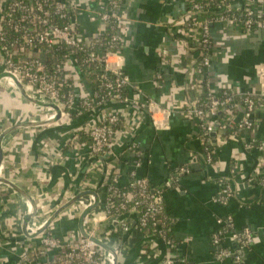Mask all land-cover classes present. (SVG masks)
Returning a JSON list of instances; mask_svg holds the SVG:
<instances>
[{"label":"crops","instance_id":"crops-1","mask_svg":"<svg viewBox=\"0 0 264 264\" xmlns=\"http://www.w3.org/2000/svg\"><path fill=\"white\" fill-rule=\"evenodd\" d=\"M5 1L0 0V32ZM64 1L71 3L76 30L88 40L106 30L101 19L106 0ZM187 7L185 0H122L121 43L111 62L130 78L129 103L107 110L121 115L133 128L121 134L109 157L90 154V139L79 134L80 127L73 124L80 118L74 120L71 114L47 125L31 124L46 120L51 111L27 99L16 85L2 78L1 175L35 200L33 219L44 221L85 188L99 190L103 201L106 168L119 164L123 181L135 168L138 177H146L152 188L162 190L172 220V240L138 230L135 213L127 216L128 232L107 221L99 233L111 246H119L120 264H264V184L258 177L252 179L257 170L264 172L258 146V140L264 138V29L242 32L222 23L211 26V65L203 77L216 92L226 88L251 92L263 105L254 112V129L247 131L236 128V120L245 110L242 103H236L228 122H220L228 110L219 112L216 135L211 134L216 160L208 163L199 139V123L189 111L202 95L193 71L199 53L180 23ZM2 54L0 48V73L4 68ZM77 61L78 56L71 52L66 59V79L79 95H89L94 79L80 70ZM149 102L158 106L157 123L146 105ZM18 124L23 125L14 128ZM134 144L142 153L140 157ZM96 163L99 166L94 169ZM177 166L190 171L176 174ZM221 180L230 181L233 187L227 204L215 199ZM24 193L9 185L0 186V264H17L29 242L24 222L30 210ZM82 212L75 202L61 211L47 230L65 242H81ZM228 217L233 220L232 231H252L250 248L240 250L230 231L222 237L219 248H214L212 236L221 228L217 220Z\"/></svg>","mask_w":264,"mask_h":264},{"label":"built area","instance_id":"built-area-1","mask_svg":"<svg viewBox=\"0 0 264 264\" xmlns=\"http://www.w3.org/2000/svg\"><path fill=\"white\" fill-rule=\"evenodd\" d=\"M106 9L101 14V19L106 24V30L95 38L88 40L79 33L72 19L71 3L64 0H6L1 18L0 48L4 56L3 71L15 76L25 87L26 91L34 98L47 103H55L62 110V116L69 114L83 117L94 107L110 100H127L124 96L125 88L130 86V78L120 71L118 66L111 62V56L117 55L121 39L119 29L123 17L120 13L122 0H106ZM187 5L181 26L184 35L199 49V59L193 70L198 75L197 86L201 89L199 100L190 108V113L198 121L200 127L199 139L203 144V151L208 163H213L215 149L211 133L219 123V112L228 110V115L236 109V103L242 101L245 105V114L237 123V131L254 129L257 120L254 112L263 105L261 99L251 92H237L228 88L222 94L216 92L205 76L206 70L211 65L210 43L211 26L222 23L231 27L241 26L248 31L264 29V0H186ZM227 9H244V19L224 13ZM214 12L217 16L206 15ZM7 29L13 32L8 36ZM62 46L70 48L69 52L61 51V55L50 54V61L42 58L43 52H49L56 47L60 52ZM78 58L80 70L87 76L96 79L98 84L93 87L89 95H79L73 84L66 79V59L70 53ZM12 83L16 85L12 76ZM9 80V79H8ZM17 87V85H16ZM36 96V97H35ZM152 119L157 123V104H146ZM51 111L47 119L56 115L55 109L46 107ZM228 119V117H226ZM82 131L90 139V154L92 156L109 157L115 148L121 134L130 132L133 128L121 115L117 113L102 112L95 119L81 126ZM249 147L252 145L249 144ZM261 149V168H264V138L258 140ZM133 149L138 157L141 156L139 147L134 144ZM136 162L135 166H138ZM97 166V167H96ZM99 164L92 167L98 168ZM260 169V170H262ZM105 173V198L92 209L84 221L88 236H83L81 242L63 241L49 230L37 234L46 220L32 219L27 225L29 239L26 250L20 255L17 264H110V253L96 244L91 236L107 242L106 236H100L101 225L110 221L118 225L123 231L131 229L128 217L130 213L137 216L136 228L148 233L153 229L157 231V238L168 240V219L163 202L161 189L150 186L146 177H138L135 168L131 169L127 181L124 179L119 164L106 168ZM186 166L175 168V173L189 172ZM234 170H232V175ZM0 177L1 167H0ZM259 178L264 184V172L257 170L252 174V179ZM175 181V177L172 178ZM222 181V180H221ZM5 185L0 182V186ZM91 188L84 189L90 190ZM84 190H80L81 192ZM233 187L230 181H222L220 192L215 197L216 201L227 204L233 197ZM96 202L94 194H86L77 201L83 210ZM30 213L32 206L28 202ZM221 227L212 236L214 248L218 249L222 237L230 231L232 238L239 244V249H248L254 243V236L249 228L241 232L232 231L233 220L218 219ZM119 256L120 248L112 245ZM240 260L239 255L236 256ZM168 263L171 262L167 260ZM185 264H191L185 262Z\"/></svg>","mask_w":264,"mask_h":264},{"label":"water","instance_id":"water-1","mask_svg":"<svg viewBox=\"0 0 264 264\" xmlns=\"http://www.w3.org/2000/svg\"><path fill=\"white\" fill-rule=\"evenodd\" d=\"M6 76H12L13 77V80L15 81L17 87L19 88V90L22 92V94L27 99L32 100V101L36 102L37 104H39L41 106H44V107H52L53 109H55L56 115L53 118H49V119L41 120V121H32L31 124H35V125H47V124H50V123H53V122L59 120L62 117V110H61V108L57 104L43 102V101H41L39 99H36V98L32 97L26 91L24 85L15 76H13L12 74H9L8 72L2 71L0 73V80L2 78L6 77ZM126 103H129V102H127V100H110V101H107V102H105L103 104H100V105L94 107L93 109H91L90 111H88L83 117L80 118V120H78L75 124H73V126L74 127H81L84 124H86V123L90 122L91 120L95 119L102 112H104L105 110H107V108H109L110 106L117 105V104H126ZM21 125H23V124H18L17 126H14V128L19 127ZM6 132L7 131H5L4 134ZM211 134H212V136H215L216 135V131L215 130L212 131ZM3 156H4L3 150L0 149V167L2 165ZM0 182L1 183H4L5 185H9V186L15 188L19 192L24 193L21 189H19L16 186V184H14V182H12L11 180H9V179H7L5 177H0ZM86 194H94L96 196V202L93 205L88 206L85 209H83V212H82L81 218H80V229H81V232H82V234L84 236H88L87 233H86L85 227H84V221H85L87 215L90 213V211L92 209H94L95 207H97L99 205V203H100V196H99L98 192L96 190H94V189L84 190V191L80 192L79 194H77L75 197L71 198L69 201H67L63 205H61L54 212V214L50 218L46 219V222H45L44 226L40 230L37 231V234L40 233V232H42V231H44V230H46L48 228V226L51 224V222L54 220V218L61 211H63L67 207L71 206L75 202L81 200L82 197L84 195H86ZM23 195H25L27 197V200L30 202V204L32 206V212L27 215V218H26V220L24 222L25 235L28 238H31L33 236H31V235L29 236L28 231H27V225L34 218V216L36 215V213H37V205L35 203V200L31 196L26 195L25 193ZM91 239L96 244H98L100 247H102L103 249L107 250L110 253V256L113 257L112 260L110 261V264H118V262H119V256H118L117 252L114 250V248L111 245H109L107 242H105L103 240H100V239H98L97 237H94V236H91Z\"/></svg>","mask_w":264,"mask_h":264},{"label":"trees","instance_id":"trees-1","mask_svg":"<svg viewBox=\"0 0 264 264\" xmlns=\"http://www.w3.org/2000/svg\"><path fill=\"white\" fill-rule=\"evenodd\" d=\"M186 1V0H185ZM192 1H199V0H192ZM215 2H220V0H215ZM186 4L187 5H190L189 4V2L187 1L186 2ZM224 13H226L227 15H234V16H237L239 19H241V20H243L244 19V9H242V10H232V9H227L226 11H224ZM206 15H209V16H213V17H215V16H217L216 15V13H214V12H208V13H206ZM237 29H239L240 31H242V32H247L248 30L247 29H245V28H243L242 26H241V24L240 25H238V27H236ZM7 34H8V36H13V32L12 31H10L9 29H7ZM0 44H3V43H1L0 42ZM4 45V44H3ZM211 45H212V41H211V43H210V47H211ZM60 52L58 51V48H56V47H53V48H50V51L49 52H43L42 53V58L44 59V60H46V61H50V54H54V55H58V56H60L61 55V51H64V52H69L70 51V48H68L67 46H62L60 49ZM198 51H199V49H197ZM78 58L80 59L81 58V56H80V54H79V56H78ZM98 84V82H97V80L95 79L94 80V86H96ZM223 90L224 89H222L219 93L220 94H222V92H223ZM127 91H128V87L127 88H125V90H124V96L126 97V93H127ZM256 99H259V98H257L256 97ZM239 103H242L243 104V102L242 101H238ZM244 105V104H243ZM244 108H245V105H244ZM109 110H105V112H108ZM245 114V110H244V113H243V115ZM242 115V116H243ZM242 116L239 118V119H237L236 120V128H237V123H238V121L242 118ZM71 117L75 120L76 118H78L77 116H75V114H73V115H71ZM226 117H228V120H227V122L228 121H230L232 118L231 117H233L232 115H228V114H225V116L220 120V122L221 123H224L223 122V119H226ZM79 134H82L83 136H86V134L82 131V128H79ZM213 148L215 149V146H213ZM213 159L214 160H216V154H215V152H214V154H213ZM166 214H167V216L170 218V219H168V226H166V227H169L168 228V231H167V238H168V240H172V237H171V234H170V225H171V217L168 215V213L166 212ZM149 234L150 235H152V236H155L156 238H157V231L156 230H151L150 232H149Z\"/></svg>","mask_w":264,"mask_h":264},{"label":"rangeland","instance_id":"rangeland-1","mask_svg":"<svg viewBox=\"0 0 264 264\" xmlns=\"http://www.w3.org/2000/svg\"><path fill=\"white\" fill-rule=\"evenodd\" d=\"M8 79H9V80H8ZM8 79H6V80L9 81L11 84H13V83H12L13 81H12L10 78H8ZM11 81H12V82H11Z\"/></svg>","mask_w":264,"mask_h":264}]
</instances>
